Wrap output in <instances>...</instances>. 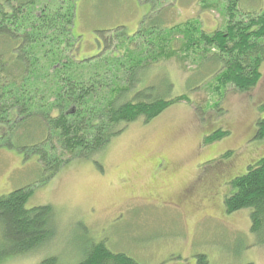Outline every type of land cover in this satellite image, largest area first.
<instances>
[{
	"label": "trees",
	"instance_id": "trees-1",
	"mask_svg": "<svg viewBox=\"0 0 264 264\" xmlns=\"http://www.w3.org/2000/svg\"><path fill=\"white\" fill-rule=\"evenodd\" d=\"M78 1L0 0V149L35 160L48 174L44 182L71 160L104 152L131 124H149L178 103L193 106L186 94L169 98L147 82L156 81L152 73L164 64L186 65L192 59L199 65L197 72L207 77L197 89L205 81L216 82L207 88L223 95L230 86L249 92L263 78L261 0H217L215 6L205 0V10L214 6L226 16L212 33L197 19L169 26L161 9L164 0H142L152 3L153 11L136 33L125 27L99 31L98 54L82 59V40L75 33ZM229 136L220 130L206 144ZM257 138L264 139V120L259 121ZM243 174L229 183L234 194L226 198L225 210L229 215L251 211L254 245L264 247V157ZM33 186L0 197V264L37 252L57 236L52 206L27 207ZM86 246L77 264H140L103 242ZM40 264L60 262L50 257ZM198 264L209 260L202 255Z\"/></svg>",
	"mask_w": 264,
	"mask_h": 264
},
{
	"label": "rangeland",
	"instance_id": "rangeland-1",
	"mask_svg": "<svg viewBox=\"0 0 264 264\" xmlns=\"http://www.w3.org/2000/svg\"><path fill=\"white\" fill-rule=\"evenodd\" d=\"M204 1L164 0L161 9L169 26L197 19L212 33L226 16L214 7L217 0H207L214 4L208 10ZM77 4L75 33L82 40L81 59L98 54L99 31L125 27L134 34L138 19L144 20L153 9L142 0ZM198 69L192 59L186 65L173 61L154 69L156 81L147 78L169 98L186 94L193 106L178 103L149 124H131L104 152L71 160L48 181H43L48 174L35 160L0 149V197L34 185L27 207L52 206L58 227L55 239L39 251L2 264H40L50 257L60 264H77L90 241L103 242L140 264H198L202 255L209 264H264V247L254 245L251 233V211L229 215L224 206L234 194L229 185L233 177L244 175L253 161L264 157V139L257 138L259 121L264 120V64L263 78L254 89L239 93L230 86L224 95L207 88L216 82L205 81L197 89L207 80ZM195 74L198 78L191 79ZM220 130L231 136L207 145V137ZM228 152L232 157L223 159ZM169 164L171 173L160 174L166 180L153 184V175ZM39 181L47 183L35 185ZM152 190L171 197L166 199L180 208L151 201ZM137 196L149 200H136Z\"/></svg>",
	"mask_w": 264,
	"mask_h": 264
},
{
	"label": "flooded vegetation",
	"instance_id": "flooded-vegetation-1",
	"mask_svg": "<svg viewBox=\"0 0 264 264\" xmlns=\"http://www.w3.org/2000/svg\"><path fill=\"white\" fill-rule=\"evenodd\" d=\"M171 169V167H170V164H169V167L164 171V172H158L157 174V176L154 174L153 175V184H155V183H159V182H157L158 180L161 182V181H164V180H166V178L164 179H161L160 178V174H165V175H168V174H170L171 172L169 171ZM149 194V193H148ZM165 195V194H164ZM166 196V195H165ZM165 196H163V194H160V193H158V191H155V190H152L151 192H150V194H149V198L151 199V201H156V202H164L166 205H165V207H167V206H172L173 204L175 205V201L174 200H167L166 198H171V197H169V196H167V197H165ZM149 198L148 197H142V196H137V197H135V199L136 200H139V199H144V200H149ZM190 199H192V200H194L195 201V199L193 198V195H192V198H190ZM155 202V203H156ZM166 202H168V203H166ZM198 205H199V202H198ZM178 209L180 208V206H177V205H175Z\"/></svg>",
	"mask_w": 264,
	"mask_h": 264
},
{
	"label": "crops",
	"instance_id": "crops-1",
	"mask_svg": "<svg viewBox=\"0 0 264 264\" xmlns=\"http://www.w3.org/2000/svg\"><path fill=\"white\" fill-rule=\"evenodd\" d=\"M150 5H151V4H150ZM148 7L150 8V6H148ZM141 20H142L141 18L138 19V21H139V22H138L139 25H140V23H141Z\"/></svg>",
	"mask_w": 264,
	"mask_h": 264
}]
</instances>
